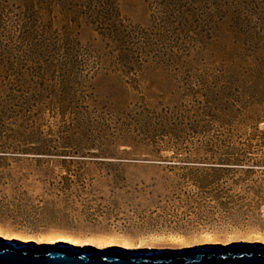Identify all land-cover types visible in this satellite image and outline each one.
Wrapping results in <instances>:
<instances>
[{"label":"rangeland","instance_id":"obj_1","mask_svg":"<svg viewBox=\"0 0 264 264\" xmlns=\"http://www.w3.org/2000/svg\"><path fill=\"white\" fill-rule=\"evenodd\" d=\"M7 1L0 47L19 48L17 23L34 19L51 41L68 33L90 52L81 65L98 58L101 71L83 91L59 85L60 109L38 124L0 118V146L11 147L0 152V240L132 250L264 245V199L255 197L264 192V166L211 172L214 161L200 157L216 145L218 155L232 153L230 127L237 135L264 129V75L248 71L264 70V0H180L185 13L169 18L163 3L171 0H112L116 38L92 14ZM123 49L135 63L148 51V64L135 75L108 72ZM88 85L94 101L86 102ZM8 95L0 93V110ZM33 144L58 152L12 149ZM256 148L253 156L264 158V146ZM220 190L219 200L198 196Z\"/></svg>","mask_w":264,"mask_h":264},{"label":"trees","instance_id":"obj_2","mask_svg":"<svg viewBox=\"0 0 264 264\" xmlns=\"http://www.w3.org/2000/svg\"><path fill=\"white\" fill-rule=\"evenodd\" d=\"M179 1L180 0H171L163 3L167 18H169V15L171 14L183 15L185 13L183 11L186 10V8ZM6 3H8L7 0H0L2 10L4 7V10L6 11ZM27 3L31 4V6H34L32 4H37L38 7L41 8L43 6L46 8L62 7L63 11L64 8H66V13H77L78 16H82V18H86L88 14H90L89 17H91L92 14L93 19L96 21L95 23L99 24L105 31H107L105 32L107 36L116 38L115 36L118 35V29L113 28V25L109 23L110 21L115 20L110 14L112 13L110 11L114 6L112 0H27ZM69 6L71 9L67 8ZM1 19L2 16H0V30L2 29ZM27 20H29V23H24V25L23 23H17L16 41L20 44L19 48L12 45V47H0V93L5 91H8L9 93L8 98L6 99L7 102L4 101L5 104L1 107L3 110H0V114H2L0 115V118L27 116L26 118L30 119L31 122L38 124L44 120V115L48 110L55 112L60 109L62 100L58 93L59 85L66 83L65 88L69 90L71 89L72 93L75 91L74 87H79V91H83L82 87L84 86L82 82H86V80L91 79L92 76L100 73L99 70L101 69V64L99 61H101V59L98 60L97 58V60H94V63H92L94 64L93 66H87L84 64L82 66L81 59L84 58L86 54L90 55V52L78 51L77 47L73 45L69 38L68 33L59 34L58 36L60 39L51 41L46 37L49 36L48 29L50 28H42L39 24L33 21L34 19ZM114 26H117V24ZM22 27L23 30L21 32L19 30H21ZM143 48L147 49L146 46H143ZM18 49L20 50L17 51ZM124 51V49L118 50V54H112L116 59V64H114L113 67L107 68L106 70H109L108 72H112L116 76L122 74L135 75V73L137 74L145 64H148V61L145 60L148 58V51L143 50L137 55L136 60L139 63V66L135 65L137 62H134L131 54H127V52ZM108 55H110V53H108ZM104 58L107 57L102 56L103 60ZM140 64L142 65L140 66ZM117 65H121L122 67L117 68ZM248 71L249 77H260L264 75V70L258 65L253 66V68L248 69ZM108 72H105L104 74L112 75L108 74ZM245 75H248L247 71ZM119 82L124 85L129 83L122 80H119ZM82 98L86 102L88 100L94 101L92 93L89 91V85L86 87V91H84ZM10 103L12 104V107L10 106V109L8 110L7 105ZM56 115H59L58 112H56ZM239 133L241 132L233 127H230V130L226 133L227 139L224 141H227L226 147L231 148L232 153L218 155L217 147H220L216 145V149L207 148V151L209 152L207 156H200L201 159L214 161L211 162V165H207L209 171L219 172L239 167L243 168L245 165H249L248 168H246V172L253 174L254 165L264 166V158L253 156V151H251L253 148L257 147L256 149H258V147L264 146V129L253 127L250 128V131L246 130L243 131L241 135H237ZM116 138H126V136L123 134L117 136L115 134H110L109 139L115 140ZM219 141H221V139ZM219 145L221 146V144ZM5 147L8 149L11 148L2 145L0 146V149L3 150L0 152H7L4 151ZM239 148H242L244 153L239 152ZM12 149H15V152L17 153L55 155L58 152V147H48L47 145L36 147L35 144L27 147L22 146V148L18 146ZM198 187L203 188L205 186L199 185ZM217 192L218 191H202L198 196H200L201 199L206 200L208 194L212 199L219 200L223 197V194L221 190L219 194ZM255 197L259 200H263L264 192L259 191L255 194Z\"/></svg>","mask_w":264,"mask_h":264},{"label":"water","instance_id":"obj_3","mask_svg":"<svg viewBox=\"0 0 264 264\" xmlns=\"http://www.w3.org/2000/svg\"><path fill=\"white\" fill-rule=\"evenodd\" d=\"M0 264H264V245L233 243L177 249H84L72 244L26 246L0 241Z\"/></svg>","mask_w":264,"mask_h":264},{"label":"bare ground","instance_id":"obj_4","mask_svg":"<svg viewBox=\"0 0 264 264\" xmlns=\"http://www.w3.org/2000/svg\"><path fill=\"white\" fill-rule=\"evenodd\" d=\"M2 240H5V239H2ZM1 241V240H0ZM95 242H100V243H107V242H105V241H100V240H96ZM60 243H53V244H50V245H59ZM26 246H38V245H35V244H33V245H28V244H25ZM106 248V247H105ZM102 249V248H101ZM111 249H113V248H111Z\"/></svg>","mask_w":264,"mask_h":264}]
</instances>
